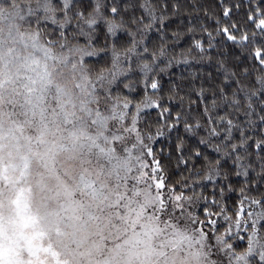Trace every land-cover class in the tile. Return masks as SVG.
Returning a JSON list of instances; mask_svg holds the SVG:
<instances>
[{
    "label": "clouds",
    "instance_id": "obj_1",
    "mask_svg": "<svg viewBox=\"0 0 264 264\" xmlns=\"http://www.w3.org/2000/svg\"><path fill=\"white\" fill-rule=\"evenodd\" d=\"M27 3L38 0H0V213L22 264H208L194 221L162 208L136 153L74 139L103 131L83 111L84 72L60 47L61 63L43 58L20 22Z\"/></svg>",
    "mask_w": 264,
    "mask_h": 264
},
{
    "label": "snow or ice",
    "instance_id": "obj_2",
    "mask_svg": "<svg viewBox=\"0 0 264 264\" xmlns=\"http://www.w3.org/2000/svg\"><path fill=\"white\" fill-rule=\"evenodd\" d=\"M102 7H104L103 0H95V7L87 17L79 9L75 11V15L82 21L77 25L78 40L83 37V42L79 40V46L76 48H72L67 43L69 37L64 31L70 23L68 14L73 10L72 0H60L59 4L54 3V0H38V3L22 4L20 8V18H22L20 22L34 29L30 35L43 58L46 61L50 60L53 65L61 63L64 57L57 56L53 51L60 47L61 51L67 53L68 57L72 58L84 72L82 78L88 104L84 106L83 111L87 115V123L103 131L92 136L86 128L82 127L73 131L74 139L77 141L81 138L87 139L91 147L105 155H109L113 148L124 147L136 153L140 167L147 173L154 190L159 194L162 208L174 213L178 218H191L194 221L196 233L201 237L207 253L208 264H264V193L260 199H256L242 192V199L238 204L229 205L228 193L233 189L230 184L225 183L227 176L223 172L224 165L220 160H214L210 154L206 155L203 151L186 147L185 141L179 135L172 140L171 134L173 131L178 132L181 126L185 133L206 131V137H201L196 148L200 145L205 147L211 145L219 153L221 146L214 144L213 141L220 140L225 146H230L233 154L240 152L242 148L247 152L249 137L232 119L223 117L214 119L213 116L208 115L207 107L204 109L205 118L208 121L206 125H201L199 120L190 123L189 121L194 119L191 109L187 112H176L173 115V109L166 106L172 97L169 96L166 101L164 97L158 95L163 88L157 76L176 61L166 43L161 41L158 48L154 47L148 36L153 27L164 24L165 20L163 13L157 15L151 0H144V3L139 6L144 16L136 17L133 14L128 21L135 29V31H129L130 46L121 51L115 43L111 45L109 68L96 70L90 66L88 58L98 56L103 51L98 50L94 44L97 20L105 19L101 11ZM124 8L126 10L127 5ZM229 11L225 8L224 16L230 21ZM111 13L119 16L121 6L114 4L111 7ZM49 22L56 28L50 29ZM106 23L108 33L116 37V32L122 25L115 20H106ZM248 23L257 30L251 36L246 31L242 32L235 24L218 28L216 34L225 37L226 41H230L233 46L249 49L248 55L264 68V0H258L254 10L249 9ZM156 31L160 32V28L157 27ZM233 33H240V35L238 37ZM207 36L211 46L214 37L211 32ZM195 47L200 51L205 50L201 41H197ZM105 48H108L107 43ZM108 55L109 52L104 51V56ZM133 66L144 77V95L139 102H133L117 92L123 83L121 78L127 79L128 74L133 71ZM257 79L261 85L259 94L264 97V76H258ZM37 80V88L42 97L52 82V75L47 71V66ZM123 87L131 90L127 83H124ZM225 87L230 88L231 85H225ZM149 89L151 95L148 94ZM217 95L224 97V92L220 91ZM237 95L238 93L234 92L231 100H227V97L224 99L238 109L241 107V101L236 98ZM255 95L256 91L245 93L248 98L247 109L244 112L246 117L255 114L251 99ZM203 98H205L204 93L201 92L198 99ZM215 103L214 99L213 105ZM152 111L156 113L155 117L152 116ZM261 112H264V99L261 100ZM66 115L71 118L70 114L66 113ZM259 121L261 125H264V115L259 116ZM254 123L255 121L250 119L246 127ZM152 124L155 126L153 127ZM217 127L222 131H218ZM233 129L240 131V144L233 143ZM160 138L165 140L162 141ZM169 140L170 142H166ZM162 143L164 147H157ZM255 147L259 152L264 153V139L255 141ZM165 148L168 149L166 155ZM223 155L227 156L229 153L223 152ZM173 158L176 160L177 167L183 165L184 170L190 172V177H196L199 180L192 179L189 182V179H184L178 186L169 183L165 168ZM241 159L239 155H236L235 163L242 169L241 174L247 177L248 166L240 163ZM261 159L264 161V157ZM197 164L205 167L197 169ZM189 165L192 166L191 169ZM260 180L264 184V162L261 163ZM209 184L212 185L211 199L203 195ZM197 189L201 191L197 192ZM200 201H203L200 208L203 219L196 214V205ZM242 229L247 232V248L237 252L232 241L239 238ZM13 240L12 229L6 233L5 220L0 213V264H16V261L6 256V245L13 243ZM214 256L216 259H213ZM255 256L259 257V261L255 260Z\"/></svg>",
    "mask_w": 264,
    "mask_h": 264
},
{
    "label": "trees",
    "instance_id": "obj_3",
    "mask_svg": "<svg viewBox=\"0 0 264 264\" xmlns=\"http://www.w3.org/2000/svg\"><path fill=\"white\" fill-rule=\"evenodd\" d=\"M60 1L54 0V3L59 4ZM258 0H151V3L157 10V15L164 14V24H158L148 33L150 40L154 47H159L161 41L169 46L171 55L175 57V63L168 67L164 72L157 76L163 91L158 93L159 96L164 97L167 101L169 96L172 97L166 106L173 109V115L176 112H187L191 109V115L194 118L189 121L194 123L199 120L201 125H206L208 121L205 118L204 109L207 107L208 115L213 116L214 119L223 117L225 119H232L235 124L243 129L245 135L249 137L247 142L248 150L245 152L243 148L240 152L233 154L230 146H225L220 140H214V144L221 146V152H216L211 145L199 144L201 137H206V131H196L195 133H185L183 126L179 131H173L171 139L174 140L179 135L184 141L186 147H192L195 151H203L214 160H220L224 165L223 172L227 176L225 183L230 184L233 191L228 193L230 199L227 201L229 205H237L242 199V192L244 195L256 199H260L264 193V184L261 183V163L264 153L259 152L255 147V141L264 139V125H261L259 116L264 115L261 112V97L259 89L261 87L257 77L264 76V68H262L258 61L248 55L249 49H241L238 46H233L230 41H226L223 36H217L216 30L220 27L235 24L241 31H246L251 36L257 30L248 23L249 9H255ZM144 3V0H103L101 11L105 19H98L95 25V47L101 51L98 56L90 57V66L96 70L101 68L107 69L111 66L110 49L112 44L123 51L130 46L131 37L129 31H135L128 23L130 17L134 14L136 17H142L145 14L139 10V6ZM114 4L121 6V14L114 16L111 13V7ZM127 5L125 10L124 6ZM73 10L69 12L70 23L64 29L65 34L72 37L73 33H77V25L82 21L75 15V11L79 9L84 12L87 17L95 7V0H72ZM228 8L230 21L224 16V9ZM62 19V17H58ZM106 20H115L116 23L121 24V28L117 30L116 37H112L108 33V25ZM219 21V23H217ZM147 23V21H145ZM160 28V32L156 28ZM49 28L55 29L56 26L51 25ZM211 32L214 39L211 41V46L208 42L207 34ZM239 37L240 33H233ZM83 42V37L79 38ZM203 43L204 51H200L195 47L196 42ZM147 42V41H146ZM107 43L108 48H105ZM104 51L109 52L108 56H104ZM163 59V58H162ZM163 66V65H162ZM247 70V72H245ZM123 83L120 85L117 92L122 97H127L133 102H139L144 95L143 74L133 66V71L127 76V79L121 78ZM235 81V83H233ZM130 85L129 88H124L123 84ZM225 85H231L230 88ZM223 91L224 97L227 100L233 98L234 92L238 93L237 99L241 101V107L235 108L227 102L224 97L217 95L218 92ZM256 91V95L252 96L253 107L255 114L251 117L244 115L248 105V98L245 96L246 92ZM204 93L203 99H198L200 93ZM149 95L151 90L149 89ZM216 103L213 105V100ZM151 111V110H146ZM155 117L156 113L151 112ZM255 121L251 126H247L249 120ZM154 127L155 125L152 124ZM218 131H222L217 127ZM233 143L240 144V131L233 129ZM162 141L165 138H160ZM166 142H170L166 141ZM157 147H164L160 144ZM168 149L165 148V155ZM223 152H228L229 155L224 156ZM239 155L242 159L240 163L248 166V176L241 174L242 169L235 163V157ZM189 165V169H191ZM205 167L202 164H197L196 168L201 169ZM165 174L169 178L168 182L174 186H178L184 179L199 178L190 177V172L185 171L183 165L177 167L175 158L167 163ZM212 185L209 184L207 190L203 192L204 196L211 199ZM197 189V192H200ZM203 201L198 204L199 212ZM243 240H237L234 243L237 252H242L247 248V234H242ZM7 258L16 261V264H22V255L15 243L6 245ZM255 260L259 261V257L255 256Z\"/></svg>",
    "mask_w": 264,
    "mask_h": 264
},
{
    "label": "rangeland",
    "instance_id": "obj_4",
    "mask_svg": "<svg viewBox=\"0 0 264 264\" xmlns=\"http://www.w3.org/2000/svg\"><path fill=\"white\" fill-rule=\"evenodd\" d=\"M57 1H60V0H57ZM89 135L95 136L94 131H90V132H89ZM95 150H96L98 153H100V155H102V156L105 155V154L101 153L98 149L95 148ZM198 212H199V210H198V204H197V205H196V214H197ZM244 233L247 234V232H245V231L242 229V230L240 231V233H239V238H238V239H234L233 242L235 243L237 240H243V239H242V238H243V235H242V234H244ZM247 237H248V236H247ZM234 243H233V244H234ZM213 259H216V257L214 256Z\"/></svg>",
    "mask_w": 264,
    "mask_h": 264
}]
</instances>
